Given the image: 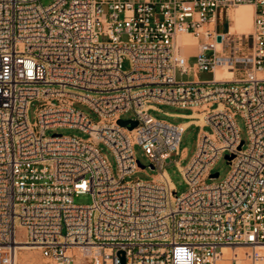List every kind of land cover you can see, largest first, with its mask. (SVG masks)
I'll return each mask as SVG.
<instances>
[{
	"label": "built area",
	"instance_id": "1",
	"mask_svg": "<svg viewBox=\"0 0 264 264\" xmlns=\"http://www.w3.org/2000/svg\"><path fill=\"white\" fill-rule=\"evenodd\" d=\"M40 1L0 0L5 264L19 245L39 253L30 264H119L118 252L125 264H264V0ZM241 5L252 10L250 31L230 33ZM179 35L196 41L192 56ZM221 69L231 77L217 81ZM200 72L212 79H193ZM154 105L190 110L183 118L199 129L189 162H175L187 185L179 195L163 166L186 127L149 116ZM56 128L87 138L44 135ZM134 146L156 171L149 181L127 180L144 170ZM223 155L227 176L206 184ZM85 194L89 204L73 202Z\"/></svg>",
	"mask_w": 264,
	"mask_h": 264
},
{
	"label": "rangeland",
	"instance_id": "2",
	"mask_svg": "<svg viewBox=\"0 0 264 264\" xmlns=\"http://www.w3.org/2000/svg\"><path fill=\"white\" fill-rule=\"evenodd\" d=\"M54 0H41L40 3L43 6H47L50 3H52ZM109 1V0H106ZM245 11V9H238L237 11L233 12L232 15L230 14V33H245L246 29L248 27V24H246L241 29L238 27L237 23V16L239 12ZM237 12V13H236ZM236 19V20H235ZM220 30H224L225 26L222 23L219 25ZM226 30V29H225ZM191 38V37H190ZM192 39V38H191ZM100 41H104L103 38H100ZM195 53L194 47L190 49L189 55L192 56ZM194 59H190L189 63L192 64ZM264 67V64H263ZM128 63L126 61H123L122 63V69L127 70ZM193 79L200 81V82H206L210 81L212 79V74L208 72H200L196 74ZM39 106V103L32 102V104L29 106L27 110V119L30 123H33L35 120V110ZM154 109H149L147 114L151 116L152 118L163 120L171 124H181L187 122L186 118L183 117H175L172 116L173 114H180V115H188L190 114V110L186 109H179L175 108L173 106H167V105H154ZM74 108L84 113L86 116H88L92 121H97L96 115H94L85 105L76 103L74 104ZM122 120H131L134 118V115L132 112L126 113L125 115L121 116ZM235 124L239 131L240 139L246 144V133H245V126L244 121L239 116H236ZM198 127L195 124H189L186 126L180 142L178 144V155L171 154L170 158H168L165 161V164L163 166V169L165 173L167 174L171 184L173 185L175 192L177 195L184 193L187 190V185L184 182L177 166L175 165V162L178 161L180 166H185L192 155L194 154L196 150V141H197V134H198ZM204 131H209L208 127L203 128ZM61 135V136H73L80 139H86L87 135L82 133L81 131H78L76 129H69V128H56V129H49L45 131V136L50 137L52 135ZM100 152L106 157L107 161L109 162L111 168L115 169V161L110 152L102 145L99 146ZM135 159L139 162L141 166L144 167L143 171L135 172L131 176L127 178V180H142V181H149L151 178H153L156 175V171L150 170L148 168L149 162L147 158L144 156L142 150L138 146H134L133 148ZM229 165L228 161L225 159V155H223L221 158H219L216 163L214 164L212 168V173H217V177H215L212 180H206V184L211 183H218L225 179L229 172ZM91 201V198L88 194L85 195H79L74 198L73 202L75 204L85 205L89 204ZM17 238L20 240H23L24 235L21 230L17 231ZM23 261H30V259H34L35 262L40 261V255L37 251L31 250L30 252L23 251L22 252ZM25 254V255H24ZM33 257V258H32ZM6 258V254L0 252V264H5L4 260ZM31 262V263H35ZM23 264H27L26 262Z\"/></svg>",
	"mask_w": 264,
	"mask_h": 264
},
{
	"label": "bare ground",
	"instance_id": "3",
	"mask_svg": "<svg viewBox=\"0 0 264 264\" xmlns=\"http://www.w3.org/2000/svg\"><path fill=\"white\" fill-rule=\"evenodd\" d=\"M243 8L248 9L250 14L248 15V13L246 11L239 12V14L237 16V23L236 24L238 25V27L240 29L242 27H244L246 24H248V27H247L246 32H245V33H248L250 31V28H251V13H252L251 8L249 6L241 5V6L236 7L230 14L232 15L233 12L237 11L238 9H243ZM248 19H249V22H248ZM177 41L180 44L188 45L190 49H192L193 47L195 48V45H196V41L194 39H191L190 36H187V35H179L177 37ZM230 77H231L230 73L224 69L216 70V72H215V78L217 81L222 80L224 78L227 79ZM181 127L184 128L185 124L181 125ZM31 250H32V248H29L25 245L16 246L15 251H14V257H13L15 264H23L25 262L27 264H30L31 262H35L34 259H32V260L30 259V261H28V262L27 261L24 262L22 259V256H23L22 252L23 251L30 252ZM33 251H36V250H33Z\"/></svg>",
	"mask_w": 264,
	"mask_h": 264
},
{
	"label": "water",
	"instance_id": "4",
	"mask_svg": "<svg viewBox=\"0 0 264 264\" xmlns=\"http://www.w3.org/2000/svg\"><path fill=\"white\" fill-rule=\"evenodd\" d=\"M217 41L219 42L220 41V38L219 37H217ZM127 124H129L130 126H129V129H132V128H134L135 126H136V122H134V121H118V125H120V126H125V125H127ZM242 145V143H240V146ZM240 148V147H239ZM226 159H231V157H225ZM213 177L215 178V177H217V173H215L214 175H213ZM117 256H118V259H119V264H125V259H124V254H123V252H118L117 253Z\"/></svg>",
	"mask_w": 264,
	"mask_h": 264
},
{
	"label": "crops",
	"instance_id": "5",
	"mask_svg": "<svg viewBox=\"0 0 264 264\" xmlns=\"http://www.w3.org/2000/svg\"><path fill=\"white\" fill-rule=\"evenodd\" d=\"M245 11L248 13V15L250 14L249 10L248 9H245ZM248 22H249V19H248ZM173 116L175 117H185L186 115H180V114H173ZM182 125L185 124V127L189 124H195V121H187L185 123H181ZM184 127V128H185Z\"/></svg>",
	"mask_w": 264,
	"mask_h": 264
}]
</instances>
